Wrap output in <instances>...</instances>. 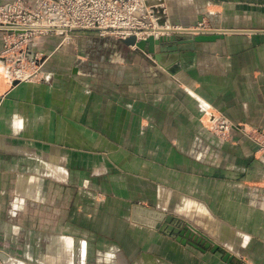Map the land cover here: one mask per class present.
<instances>
[{"label":"crops","instance_id":"obj_1","mask_svg":"<svg viewBox=\"0 0 264 264\" xmlns=\"http://www.w3.org/2000/svg\"><path fill=\"white\" fill-rule=\"evenodd\" d=\"M162 1L176 27L211 22V30L224 34L214 41L217 46L205 42L210 52L202 57L192 51L197 42L169 40L155 46L159 61L153 57V63L144 56L139 60L133 47L123 61L111 63L104 56L92 63L81 56L86 49L79 55L77 47L57 44L47 48L45 77L16 85L3 77L0 65V240L16 249L24 235L27 244L26 255L7 248L4 264H237L232 253L224 261L226 251L200 252L166 237L177 227L160 217L169 205L174 217L201 229L212 242L264 264V155L249 156L258 143L237 138L236 144H224L217 169L196 157L205 120L219 112L244 127L236 134L264 133V74L244 73L242 66L211 55L222 47L220 41L231 52L252 42L249 35L226 34L259 30L225 25L228 14L249 3ZM227 147L241 152L235 166L241 172L248 168L241 181L226 179ZM84 193L107 197L100 199L103 208L76 201L69 213L68 198L83 199ZM132 199L147 204L133 205ZM148 203H155L161 219L156 228L146 217L155 212ZM20 213L29 214L22 225ZM84 213L99 247L91 261L86 249L93 244L78 238ZM100 213L107 224L101 227L95 225ZM67 230L70 234H64ZM117 246L125 251L116 255ZM35 247L41 252L31 251Z\"/></svg>","mask_w":264,"mask_h":264},{"label":"rangeland","instance_id":"obj_2","mask_svg":"<svg viewBox=\"0 0 264 264\" xmlns=\"http://www.w3.org/2000/svg\"><path fill=\"white\" fill-rule=\"evenodd\" d=\"M3 1H4L3 4H6V3L12 2L14 0H3ZM242 1L249 3V5H246V4H244V5L254 8L255 12L252 13V10L246 6L243 8L236 7V10L233 11L232 14L227 15L228 21H226L227 23H225V25L227 24V25L235 26V28L255 29V30H259V31L254 32V33H248V32L247 33H241V32L228 33L226 35H241V36H248L249 35L252 37V40H251L252 42L249 45L243 46L241 48H237V49H239L237 51L231 52V50H229V48H228V50L223 49V46L224 47L228 46V43H226V41H220L219 44L222 47H218L217 49L211 50L213 52L211 55L213 57L216 56L218 60H219V58H223V62H227L230 65L237 64L238 66H242L244 73L246 71L247 72L255 71V76L258 75L259 73H260L259 75L263 76V74H264V0H242ZM3 4H0V5H3ZM165 22H167V24L170 27L178 26V25H173L170 22V20L168 19V17H167V20ZM211 24H212L211 22H205V23L201 22V23H196V24L194 23L193 26L192 25L191 26L190 25H187V26H185V25L180 26L179 25V26L182 28H202L203 30L201 32H216V31L211 30V28H213V26H211ZM171 31H174V30H171ZM171 31H167L163 35L164 36L170 35V37H174V39L171 41V42H174L173 43L174 45H176L175 41L182 40L185 38L184 34L171 33ZM2 32L3 31L0 30V65H2L4 70L7 71V74L6 73L3 74V77L5 79L9 80L10 76L8 74H10V71L13 68H17L19 66L9 64L10 63L9 61H8V63H7V61H5V56L7 54H2L3 53L2 52L3 51V44H4L3 37L5 36ZM192 32H193L192 34H195L194 32H196V31L193 30ZM48 36H49V38H47V40L42 41V43H39V44H38V42L40 41V39L41 38L45 39L46 36L45 37H37L33 41L34 43H32L30 45V48L33 49L34 51H38L40 53H43L44 55H48L47 53H48L49 49L45 48L46 45H48V48H52L57 44H58V47H60V48L66 47L68 49L69 47L70 48L77 47L78 53H79V51H81L80 48H82V49H86L85 51H87V53H85V54L82 53V55H81V53H79V55L85 57L86 62H92V63H100V62H102V60L104 61V59H103L104 56H106V57L109 56L108 60L111 63L123 61V60H125L124 58L126 56V54H125L126 49H128L127 51H129V49H131L130 46L124 45L122 42H120L113 35L100 34L96 30L72 31L68 34L66 39H64L63 35H61V34H48ZM219 39H221V38H219ZM214 41H206V42L211 43V46H217V44H214L215 43ZM167 44H169V43H167ZM173 44L170 43V46H172ZM206 46H210V44H205V42H197V44L195 45V48L192 51L198 50V52H200V56H202V57L207 56L208 55L207 52H210V51L207 50ZM112 50H113V53H110V51H112ZM180 50L182 52L188 51L186 49H180ZM233 50H235V49H233ZM133 51H137L138 53H140V54H137L139 57L138 58L139 60H140V57L144 56V58H143L144 60H147V61L152 62V63L154 62L153 55L149 54L147 52V50H141V49H138L137 47H135ZM226 51H227V53H226ZM114 53H116L118 55H113ZM73 54H74V56L77 55L76 53H73ZM63 55H64V57L70 56L69 54H63ZM147 56H149V57H147ZM191 57H193V55H191ZM3 58H4V60H3ZM191 59L192 58L187 59V61H189V60L191 61ZM132 61H134V60H132ZM23 63H24V70L30 71L31 67L26 63V61H24ZM258 65L260 66L259 68H258ZM45 67L46 66H44V64H43V68L41 69L42 72L45 71L44 70ZM95 67H97V66H95ZM259 70H261V71L259 72ZM42 72L40 73L39 77H42V75H43ZM43 76L45 77V75H43ZM21 82H24V81H21ZM244 99H246L245 96H243L241 98V100H244ZM219 113H221V112H219ZM218 114H216V116H213L212 119H206L205 120L206 123L204 125H205V129H206V133L201 134L202 141H200V143H199L201 145H199V146L197 145V150H196L198 152L196 155L197 160L205 163L206 167L211 166L212 168H216V169L219 168L218 164H216L219 162V159H218L219 148L223 149L224 144H229V145L236 144L237 138L239 139L238 142L243 141V142L248 143V144H251L252 142L258 143L257 149H255L254 151H251L249 156L252 155L253 157H255V155L257 154L256 157H261L264 155V133L243 132V133L236 134L234 132V130L238 131V129L239 130L244 129V127L242 125L232 121L231 119L226 118L225 115H223L222 113H221V115L220 114L218 115ZM254 146H256V145H254ZM244 152L248 154L247 151H244ZM227 154H228V157H227L228 161H227L226 168H227L228 173H227V177L225 175L224 176L226 177V179L228 181H241L243 178L241 176L242 175L241 173H243V172L246 173V171L248 169V168H246V166H244V170L241 172V167L235 166L237 163L236 157L239 158L241 156V152L235 151L234 149L227 147ZM210 163L211 164L215 163L217 166L208 165ZM199 168L203 169L202 167H199ZM206 173L209 174V171H206ZM236 173H239V174H236ZM202 176L205 177V174L203 173ZM209 176L212 178H215V176L212 174H210ZM90 187H91L90 185L85 184L84 190H90L91 191ZM69 188H72V187L69 186ZM100 199H104V201H106L107 197H96L95 196L94 198H91V196L89 194H86V193H84L83 199H80V198L77 199L75 197H69L68 198L69 213H70L73 205L76 203V201L77 202H83L85 206L92 207V208H94V210L95 209L97 210L98 206H100L99 208L102 209L103 208L102 207L103 202ZM5 200L10 202V198L9 199L7 198ZM24 200H25L24 201L25 203H22V205L24 204L23 206H27L29 200H27V199H24ZM138 200L139 199H132L131 202L133 205H139V206L141 204H147L146 202H143V203L141 202V204H140L138 202ZM153 204H155V203H153ZM153 204L148 203V206L153 207V210L155 212L153 213V211H152V213H150L146 216L148 218V220H151V222L153 223V225H150L151 227L156 228V225L160 223L161 219L158 218V216L160 214V217L165 218L164 219L165 222H166V220L168 222L172 220L171 221L172 224L177 226L176 228H173L174 230L179 228L178 232H175L173 229L172 230L170 229L171 231L168 230L169 231L168 235L166 234L165 236L169 237V239H172L173 241L175 240V242L177 241L180 245H182L183 242L189 243V241L195 243L193 240L194 238L193 239L191 238V233L188 234L187 227L191 230L196 229L195 231H198L200 235H203V236L205 235L201 229L192 226L190 222L183 220L182 218L180 219L178 217H174V215L171 214L173 212L171 205H169V207L166 208L167 209L166 212L168 211V213L163 211V213H159L156 215V213H158V212H156L157 208ZM86 211L87 210H85V212ZM90 211H91V209L88 210V212H90ZM28 215L29 214H21L20 213V219H19V223H21L20 225H22V223H24L23 221H25V222L28 221V218H29ZM87 216H88V214L86 215V213H84L82 223H78L81 227L85 228L83 231L78 230L81 233L78 235V238L80 240H85L89 244L90 243L93 244V246L90 245L86 249L87 254L89 253L88 258H90V261H91L92 258L94 257L95 248H99V247L97 246L98 241L96 239H94V236L92 235V232L95 230H93V231L91 230V228H92L91 224L92 223H90V219L87 218ZM101 216H102V213H100L98 220L95 221V223H98L95 225H98L99 227H101L102 225H107L104 223V220L102 219ZM68 218H69V221H72V222H74V220H75L74 214H69ZM102 220H103V222H102ZM143 222H144V224H147V222H145V221H143ZM87 228H90V229H87ZM68 231L69 230H67V232ZM50 232L55 233V231H50ZM73 232H74V230H73ZM25 233H27V231H25L22 234H25ZM57 234H59V233H57ZM64 234H70V233L68 232V233H64ZM161 234H162V232H161ZM205 236L206 237H204V238H206V240H204L201 236L197 237L198 239L202 238L201 242H204V244H207L208 242L211 244L210 245L208 243L209 245L206 247H203L204 245L201 246L200 244H198L197 247H199L200 249H203L202 252L208 250V248L212 249L214 244H217L218 247L213 251H217L219 249L220 250L219 252H221V250H222L224 252L227 251L229 253L234 254V256H237L239 258V261L237 262V264H252V263H250V261L248 260L246 255L239 253V252L236 253L234 251H229V249H226L224 246L219 245L218 243L212 242V240L209 241L207 239L208 236L207 235H205ZM39 237H40V235L38 236V238ZM3 239H5V238H3ZM140 240L141 241H139V244L136 246L138 249H140V248L142 249L143 243L145 241L143 237ZM202 240H204V241H202ZM7 242H8L7 240H2V241L0 240V264H4L2 258L4 255H7V253H8V252H6L7 248H9L10 250H17V252L20 254V256L26 255L27 244L24 243L25 242L24 241V235L21 236V238L19 240V246L16 245V249L14 247H11L10 245H7L8 244ZM140 242H142V243L140 244ZM184 244L185 243H183L182 246H185ZM117 247L118 248L116 249V252H115L116 255L118 253H123V251H125V249L123 250L122 246H117ZM136 247L134 246L133 249H135ZM78 248H79V246H78ZM88 248H89V251H88ZM40 249H41V247H35L31 251L41 252ZM100 249L105 250L106 247L105 248L101 247ZM195 249H197V251L201 252V250H198V248H195ZM92 255H93V257H92ZM101 257H103V256L101 255ZM231 260H233V258ZM234 260H235V257H234ZM88 264H94V263L89 262ZM119 264H123V263L120 262ZM125 264H127V263H125Z\"/></svg>","mask_w":264,"mask_h":264},{"label":"built area","instance_id":"obj_3","mask_svg":"<svg viewBox=\"0 0 264 264\" xmlns=\"http://www.w3.org/2000/svg\"><path fill=\"white\" fill-rule=\"evenodd\" d=\"M146 1L14 0L0 5V30L5 35L2 54H7V63L19 66L10 71V80L40 78L46 55L30 48L37 37L61 34L66 39L74 30H96L118 40L132 35L137 41L144 39L167 16L163 2ZM24 61L30 71L24 70Z\"/></svg>","mask_w":264,"mask_h":264},{"label":"water","instance_id":"obj_4","mask_svg":"<svg viewBox=\"0 0 264 264\" xmlns=\"http://www.w3.org/2000/svg\"><path fill=\"white\" fill-rule=\"evenodd\" d=\"M156 1L157 0H147L146 3L150 4V3L156 2ZM160 1L163 2L162 0H160ZM157 23L158 24H164V19L160 18L157 21ZM74 31H76V30H74ZM237 31H239V30H237ZM171 33H179V31H171ZM185 34H188V35H185ZM189 34L190 33H184L185 38L182 39V40H178V43L179 44H184V43L214 41L216 39L222 38V36H223L222 32H220V31H216V32H201V31H199L198 33L193 34V35H191V34L189 35ZM173 39H174V37H170V35H168V36L167 35L166 36L160 35L158 37H153L152 35H149L146 38L137 41L136 37L134 35H132V36H129V37L125 38V39H119V41L122 42L126 46H131V45L135 44L138 49L147 50V52L149 54L153 55V57L157 61H159V54L155 53V46L160 45L164 41H169V40L172 41ZM3 60H4V58H3ZM41 60H43V59H41ZM41 60H40V62H41ZM18 83H19L18 80H13L11 85H16ZM187 229H188V234L191 233V238L192 239L194 238L193 240L195 242V243H193V242L189 241L190 245H192V246L198 248L199 250L203 251V249H200L199 247H197L198 244H200L201 246L204 245L203 247H206V246H208L210 244L209 242H208L209 244L208 243L204 244V242H201L202 238L204 240H206V238H204L206 236L205 235L204 236L200 235L198 231H195L196 229L195 230H191L188 227H187ZM174 231L178 232L177 229H175ZM200 236L202 238L198 239L197 237H200ZM207 239L209 241H211L208 237H207ZM204 240H202V241H204ZM183 243H185V242H183ZM217 247H218V245L214 244V246L212 248V251L215 250ZM230 256H231V254L226 251L224 256H223V260L224 261L225 260L227 261V259L229 260Z\"/></svg>","mask_w":264,"mask_h":264},{"label":"bare ground","instance_id":"obj_5","mask_svg":"<svg viewBox=\"0 0 264 264\" xmlns=\"http://www.w3.org/2000/svg\"><path fill=\"white\" fill-rule=\"evenodd\" d=\"M165 6V5H164ZM165 13L167 15V10H166V7H165ZM167 17L168 16H165V19H164V24H156V26L154 27L153 30H148L149 32V35H152L153 37H158L160 35H163L165 32L167 31H171V30H174V31H179V33L181 34H184V33H193L192 31L194 29L192 28H182V27H170L167 22H165L167 20ZM196 32H194L195 34L198 33L199 31H202L201 29H196L194 30ZM187 35V34H186ZM130 47H133L135 48L136 45H131ZM46 59V57H45ZM45 59H44V62H45ZM44 64V63H43ZM43 68V66H42ZM9 72V71H8ZM42 72V71H41ZM6 74H7V71H6ZM10 76V74H8ZM13 81V80H12ZM24 82H27V81H24Z\"/></svg>","mask_w":264,"mask_h":264},{"label":"flooded vegetation","instance_id":"obj_6","mask_svg":"<svg viewBox=\"0 0 264 264\" xmlns=\"http://www.w3.org/2000/svg\"><path fill=\"white\" fill-rule=\"evenodd\" d=\"M45 48H48V45H46ZM31 52H32V51H31Z\"/></svg>","mask_w":264,"mask_h":264}]
</instances>
